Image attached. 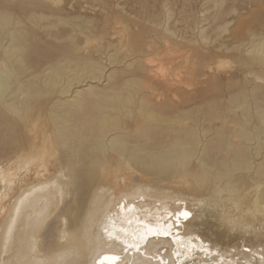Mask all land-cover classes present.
<instances>
[{
	"label": "bare ground",
	"instance_id": "1",
	"mask_svg": "<svg viewBox=\"0 0 264 264\" xmlns=\"http://www.w3.org/2000/svg\"><path fill=\"white\" fill-rule=\"evenodd\" d=\"M22 1L0 0V111L20 121L0 120V264H92L118 248L105 228L130 236L145 224L173 225L147 246L165 264H264V0H196L160 52L115 31L120 55L107 70L93 42L109 23L75 0L59 10L31 0L34 22L68 27L44 32L29 62L11 13ZM146 47L171 58L173 74L141 62ZM223 58L235 66L219 72ZM58 63L67 86L31 101ZM191 243L205 250L190 254Z\"/></svg>",
	"mask_w": 264,
	"mask_h": 264
},
{
	"label": "rangeland",
	"instance_id": "2",
	"mask_svg": "<svg viewBox=\"0 0 264 264\" xmlns=\"http://www.w3.org/2000/svg\"><path fill=\"white\" fill-rule=\"evenodd\" d=\"M55 4L53 5L57 10L62 9L66 3V0H55ZM80 3L79 7H82V14H86L91 16L94 19L95 23L99 25H105L109 23L107 28V37L103 39L97 38L96 41L93 42V47H97L98 45L103 46L104 48L101 50V59H99V63L105 67L107 70L110 66V62L108 61V55L110 57H119L120 49H119V39L113 36V32H124L126 28H128L135 36H142L147 40H154V45L156 52H160L161 49L159 47H164L165 42L163 36L168 34L172 36V34L176 33L179 29L183 27L185 23V18L188 14L196 13V7L200 4L196 2V0H75ZM221 1V0H214ZM225 4L229 3L232 0H223ZM24 5H19L17 8L15 7L12 12L13 18H15L19 24L18 28H22L23 34L26 32L28 34V42L26 45L28 46L27 58L29 62L31 60H38L39 53L41 51H37L34 49H40L41 44L46 40L49 41L46 37V31L50 34H58L67 30L68 25L57 20V18L52 16L49 20L46 19H38L39 21L34 22V18L31 17V0H23ZM69 2H72L69 0ZM68 3V2H67ZM72 4V3H71ZM67 5V4H66ZM74 5V3H73ZM75 6V5H74ZM203 7L208 9V13H214V7L211 2L205 3ZM169 9V16L167 14ZM47 11H44L46 13ZM22 20V21H21ZM32 21V22H31ZM111 21V23H110ZM71 22V21H70ZM68 21V23H70ZM49 23L53 26H49ZM42 25V26H41ZM65 25V26H64ZM48 26V27H47ZM94 28V27H93ZM92 28V30H93ZM96 28V26H95ZM125 28V29H124ZM168 28L170 31H165ZM124 29V30H123ZM50 30V31H48ZM42 31V32H41ZM45 32V34H44ZM54 32V33H53ZM33 36V39H32ZM32 40V41H31ZM93 40V39H92ZM51 41V40H50ZM109 42V44H107ZM139 42V41H136ZM34 43V45H33ZM32 45V46H31ZM152 48L146 47L144 48L139 56L141 57V62H145L147 59L152 60L153 68L157 73L162 70L167 75L173 74V60L161 53H152L150 52ZM33 50V51H32ZM60 60V56H55V58ZM3 58V57H2ZM223 64L219 68V72H226L230 70V68L234 67V61L230 58H223ZM31 64V63H30ZM32 67V66H31ZM62 65L60 63L57 66L48 71L45 80H39L41 87L38 88L41 90V93H34L35 88H31V101H47L50 100L53 96L59 95L58 93H53L52 91H58L61 88L66 87V79H61L58 77V73ZM32 69V68H30ZM66 78V77H65ZM89 80V79H87ZM55 81V82H54ZM95 85L98 84L99 87L104 85V82L97 83L98 81H94ZM46 86H50L51 88H46ZM44 87V88H43ZM50 95V97H49ZM26 98V96H25ZM47 98V99H46ZM40 99V100H39ZM31 105V104H30ZM3 117V118H2ZM30 117V136H31V108L29 111ZM0 120L12 122V124H17L20 121L18 117L11 112H7L5 110L0 111ZM133 216L138 217L136 214ZM225 261H232L223 257ZM235 260L238 261L236 258ZM246 262L245 260H243ZM249 262V261H247ZM251 263V262H249Z\"/></svg>",
	"mask_w": 264,
	"mask_h": 264
},
{
	"label": "snow or ice",
	"instance_id": "3",
	"mask_svg": "<svg viewBox=\"0 0 264 264\" xmlns=\"http://www.w3.org/2000/svg\"><path fill=\"white\" fill-rule=\"evenodd\" d=\"M190 215L191 214L187 211L177 214L175 226L179 227L181 216L184 220H188ZM172 227L173 225L162 227L145 224L142 231L133 232L130 236L127 234L122 235L123 229L113 234L110 229L105 228L104 233L107 241L110 244L118 245V248L107 254L99 253L93 259L92 264H151V261L153 260L156 261V264H165L163 258H157L159 249L156 250V253H152L148 251L147 246L151 244L152 238L159 239L160 237L169 236ZM197 249L200 251L205 250L202 244L197 245L191 243L188 251L190 254H194ZM130 255L132 257H140L141 259L130 261Z\"/></svg>",
	"mask_w": 264,
	"mask_h": 264
}]
</instances>
